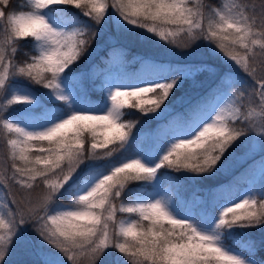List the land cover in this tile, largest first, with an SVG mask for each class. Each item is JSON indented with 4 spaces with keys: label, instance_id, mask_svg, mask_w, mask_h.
Returning <instances> with one entry per match:
<instances>
[{
    "label": "snow or ice",
    "instance_id": "snow-or-ice-1",
    "mask_svg": "<svg viewBox=\"0 0 264 264\" xmlns=\"http://www.w3.org/2000/svg\"><path fill=\"white\" fill-rule=\"evenodd\" d=\"M105 32L112 45L158 38L171 47L135 57L134 71L124 49L109 48L104 67L89 69ZM25 45L32 51L20 58ZM201 47L229 67L173 113L174 90L216 69L159 57ZM132 110L162 123L134 132ZM0 142V264L33 243L29 231L38 264H264L252 259L251 237L226 244L235 230L264 231V0H0ZM237 147V160H252L239 177L206 199L183 198L178 181L227 174ZM161 169L188 175L163 187ZM257 172L259 189L245 183L229 200L234 182Z\"/></svg>",
    "mask_w": 264,
    "mask_h": 264
},
{
    "label": "trees",
    "instance_id": "trees-1",
    "mask_svg": "<svg viewBox=\"0 0 264 264\" xmlns=\"http://www.w3.org/2000/svg\"><path fill=\"white\" fill-rule=\"evenodd\" d=\"M13 2L17 5L20 3H23L24 0H13ZM205 2L208 5L216 6L220 3V0H205ZM251 2H258V0H251ZM73 12L78 13V10L72 9ZM85 20L87 18H84ZM110 34V32H105L101 37H99L95 41V45L103 46V51H100L88 64L87 67L90 69L93 64L98 65L100 68H103L104 65L100 64L99 56L107 55V51L109 48H122L125 50V59L129 61V70L134 71L138 67V63L135 61V57L138 56H154L157 53H160L162 49H169L171 46L164 44V42H160L157 44H151L150 42H142L139 40H130L124 37H119L116 40V44H108L107 43V36ZM201 45L206 44V42H198ZM94 45V46H95ZM203 48V47H202ZM206 53L207 49L203 48ZM32 51L31 45H25L21 48L19 52L20 58H23L24 53H30ZM175 51L179 52L182 51L180 49H176ZM165 56V55H164ZM207 57H209L207 55ZM206 57V58H207ZM160 59L167 60L168 58L165 57H159ZM210 58V57H209ZM181 59H183L181 57ZM215 59L216 63H219V59L216 57H211L209 60H201L202 62H195L193 60H185V61H191L194 64H207L210 68H214L212 65V60ZM177 62H185L176 60ZM212 64V65H211ZM219 71L216 70V73L209 72V71H202L198 72L193 80H186L182 86H178L177 89L174 90V93L170 96L169 101L166 102L171 108L173 113L177 111H181L184 108L188 107L190 103L195 102L200 97L204 96L206 93L209 92V90L214 86L216 80L219 78ZM234 78H237L235 75H233ZM239 79L243 80V77H238ZM85 86L89 90V95L92 99H97L100 95L98 91H92V81L90 79L85 80ZM46 90L39 89L38 92H44ZM189 98L188 100H186ZM181 101V103H180ZM126 119H131L134 121H138L137 127L134 129V132L137 133H149L152 132L157 128V125L162 123L154 120H149L147 117H143L138 111L132 110V113L130 116H126ZM0 147L4 150V146L2 142H0ZM235 151V156H233L230 159L231 163L232 161L236 160V157L240 156V154L244 151L243 148H235V149H229V152ZM226 157L228 153L225 154ZM254 159L258 162L259 161V154H257ZM252 163V160L250 159L247 161L244 165H242L240 168H238L236 171H234L229 177H225L222 175V173H217V175L210 179V180H204V181H196L193 182L188 179H184L182 181H178V183L181 184V193L183 198L185 199H191V198H202L206 199L207 195V189L211 186L225 184L227 185L230 181H233L234 177H239L241 173L244 172L245 169L248 168V166ZM161 173L164 174L162 176V180L164 181L163 187H167L166 178L168 176L171 177H184L188 174L186 173H176L171 170L167 169H161ZM257 176V174H256ZM256 176L254 179L247 180V181H240L239 183L234 182V189H233V195L229 197V200L232 199H240L241 194L245 190V183L248 185H255L256 189H259L260 187V179H256ZM199 189V191H197ZM177 198V197H176ZM178 199V198H177ZM182 202V201H181ZM60 204L64 206H70L71 205V197H64L61 201H59ZM223 203V201H221ZM212 211L216 212L218 214L219 208L212 209ZM32 241V244L36 243V239L33 233L29 231V233L26 234ZM251 237L253 240L256 241L257 244V250L255 252V255L252 257V259L256 261H264V248L260 247V241L264 240V231H260L257 229H249V230H235L233 235L229 237V239L226 241V244L231 247H239L241 242L244 239H247ZM31 244V245H32ZM23 246V245H22ZM33 252L36 255V249L32 247ZM245 255L247 256V253L245 252ZM18 256H15L14 253H12L10 264H38V258H28L27 260L20 259L18 262L13 263L14 261L18 260L16 258Z\"/></svg>",
    "mask_w": 264,
    "mask_h": 264
},
{
    "label": "rangeland",
    "instance_id": "rangeland-1",
    "mask_svg": "<svg viewBox=\"0 0 264 264\" xmlns=\"http://www.w3.org/2000/svg\"><path fill=\"white\" fill-rule=\"evenodd\" d=\"M161 41L158 40V38H153L152 41H150L151 44H157L160 43ZM182 51H189V50H182ZM160 57H165L168 59H174V60H180V61H185V60H193L195 62H202L201 60H209L210 58L207 57V53L206 51L201 47L200 49H198V52L195 56H181L183 59H181V57H169V56H164L163 54L160 55ZM207 57V58H206ZM213 64V65H212ZM212 66L219 72L224 71L225 69H227L229 67L228 64H226L224 62V60L222 58L219 59V63H216L215 59L212 60ZM232 75H235V73H233ZM189 98H187L186 100H188ZM181 103V101H180ZM4 150L0 147V161L3 160L4 157ZM257 154L254 156L256 157ZM250 160V159H249ZM247 160V161H249ZM246 161V162H247ZM246 162H240L239 160H234L230 163V167H229V171L227 174L222 173L223 176L225 177H229L234 171H236L238 168H240L242 165H244ZM256 179H260L259 177V173L257 172V176ZM173 200H177L176 196L173 195ZM32 247H34V249H36V252L39 250L37 247V243L29 245L27 247L22 246V245H18L16 247V249L13 251V253L15 254V256H18L16 258H18V260L14 261L13 263L18 262L20 259H24L27 260L28 258H38L35 257V254L33 252Z\"/></svg>",
    "mask_w": 264,
    "mask_h": 264
}]
</instances>
